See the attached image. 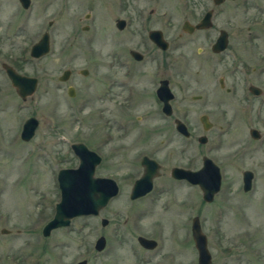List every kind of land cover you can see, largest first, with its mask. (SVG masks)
<instances>
[{
	"label": "rangeland",
	"instance_id": "374dc122",
	"mask_svg": "<svg viewBox=\"0 0 264 264\" xmlns=\"http://www.w3.org/2000/svg\"><path fill=\"white\" fill-rule=\"evenodd\" d=\"M196 1L205 6L212 4L211 0ZM254 1L264 8V0ZM244 2L226 0L217 26L238 37L237 32L248 30L250 18L255 14L253 29L264 34V13L255 9L252 13ZM180 3V0H30L24 8L19 0H0V228L9 230L0 232V264H75L82 258L87 259V264H197V250L190 232L195 214L208 236L211 264H264V165L257 164L264 155L255 151L251 157L228 164L221 191L212 202H203L198 186L174 182L169 174L173 164L190 167L200 164L196 113L192 112V118L187 119L190 125L195 124L196 132L184 138L160 115L124 118L111 113L109 117L102 109L110 52L121 47L124 37L132 46L142 39L147 41L146 31L150 27L162 28L167 35L179 30L177 21L183 15ZM155 5L160 15L163 10L176 8L177 21L166 23L161 17H154L150 22L132 20L122 31L116 27V18L130 20L131 15L148 14ZM170 24L174 26L168 27ZM44 30L49 32L50 49L40 57H32L30 47ZM260 46L264 48V42ZM4 61L24 74L37 77L36 89L26 99L11 84L1 66ZM83 67L88 69L86 75L80 72ZM152 67L143 66L144 75L137 78L140 85L150 84ZM64 68L71 70L65 81L59 79ZM68 85L74 86L73 96L67 93ZM176 88L181 94L185 90L190 94L197 91V84ZM147 96L142 93L143 99L151 100ZM145 101L136 111L148 108L149 101ZM31 115L39 122L34 135L23 140L20 130ZM153 126H158L154 134L147 130ZM108 130L112 138L105 145ZM75 141L84 142L102 156L95 168L97 175L110 171L118 175L132 169L138 175L141 154L156 157L163 168L154 191L163 188L164 192L152 195H158L157 202L153 199L144 213L147 202L129 200L133 178H125L120 181V194L99 215L75 216L68 226L54 229L45 238L41 233L43 222L54 214V202L60 198L58 169L78 164V157L70 147ZM245 167L258 172V186L250 194L239 190L240 177H235V170L239 176ZM167 204L170 207L165 210ZM138 211L142 212L141 224L129 223L125 228L122 224L125 214ZM101 216L108 218L106 226L101 225ZM102 233L107 242L103 250L97 251L93 245ZM137 233L155 236L157 247L141 248Z\"/></svg>",
	"mask_w": 264,
	"mask_h": 264
},
{
	"label": "flooded vegetation",
	"instance_id": "af4514ba",
	"mask_svg": "<svg viewBox=\"0 0 264 264\" xmlns=\"http://www.w3.org/2000/svg\"><path fill=\"white\" fill-rule=\"evenodd\" d=\"M211 1L212 4L210 6H205L201 5L200 2L196 0H180V8L183 15H181L179 21H177V15H175L176 8H172V10H163L160 15L158 14L160 10L157 8V5L150 7L148 14L131 15L130 20L118 17L124 20L122 28L116 26L121 31L127 29L130 26L128 22L130 23L132 20L133 22L140 23L150 22L154 17H161L166 23L177 21V29L179 30H175L172 34L167 35L162 28L150 27L146 31L148 40L142 39L133 46L127 44V39L125 37L122 38L121 47L110 52L112 56L108 61L110 69H108L109 71L105 74L106 78L103 83L104 89L101 95L104 101L102 109L109 117L111 113L121 115L124 118H147L160 115L163 119L169 120L166 124H171L173 129L184 138H189L196 132L197 127L195 124L190 125V123L187 122V119L192 118V112L196 113L199 128L197 129V141L201 146L200 164L196 167L173 164L169 168V174L171 180L174 182H186L188 185L192 184L198 186L201 191L203 202H212L216 194L221 191L225 182L224 179L227 177L228 164H232L246 157H251L255 151L259 153V156L261 154L262 156L264 155V48L260 46L264 41L259 40L260 38H264L263 31H256L253 29V22L256 17L254 14L253 19L251 20L250 18L248 30L245 32H237L240 36L234 37L231 31L222 26H217L216 24V20L220 18V14L224 10L223 3L226 0ZM230 1L233 3L237 0ZM246 3L247 9L252 13H254L253 9L260 13H264V8H260L254 0H246ZM207 11L211 13L210 25L207 27H197L196 24L201 21ZM118 18H116V20ZM50 21L48 24H51ZM172 26L174 25L170 24L168 27ZM83 27L87 28L88 26L85 25ZM152 28H159L162 30L164 39L167 42L165 48L160 47L150 38L149 31ZM222 29L226 30V46L221 49H215L214 43ZM147 65L151 67L153 65L151 69L152 81L150 82L151 85L147 84L143 86L140 85L137 78L144 75L143 66ZM65 69L69 70L68 77L65 79L67 80L70 77V68H64L60 75L63 74ZM84 69L87 70L86 73L83 72ZM80 72L86 75L88 69L83 67L80 69ZM177 81L179 82L178 84ZM192 82L197 84V91L190 94H188L187 90H185L184 94H181L176 88V85H183L185 88H190ZM161 85L165 86V89L168 87L169 90L166 91H169L171 94L168 99L171 108L169 113L164 110V101L159 96ZM70 87H72L73 94L71 96H73L75 94L73 85L67 86V93L69 94ZM142 93H146V95L150 96L151 100L145 97L143 99ZM177 99L179 102L176 103ZM145 100L149 101L148 108L141 112L136 111L137 108H141L142 104L146 103ZM111 104H113V106H110ZM176 118L185 123L189 131L188 135H184L177 130L175 123ZM163 125L164 124L161 126L164 129ZM157 128L158 126H153L147 130L154 134ZM127 129L128 125H126L125 133ZM111 136L109 130L105 132V145L109 143L112 138ZM142 136H144L143 133H141V137ZM143 156L156 160L158 163V173L152 178V187L150 190L136 197H132V186L135 180L144 172V165L142 164ZM205 158H210L216 164L220 172V186L214 193V197L211 201L203 199L202 190L198 184L191 183L185 178L174 177L171 174V170L175 166L192 170L200 169L204 166ZM257 164L264 165V156ZM139 165L140 172L139 174L137 173L138 175L133 173L134 169H132L125 173L120 172L118 175L117 172L110 171L103 176L114 178L119 185L118 194L114 197L118 196L121 192L120 181L125 178H133L128 192L129 200L134 203L145 200L148 206L144 209V213H147L150 208V202L153 204V199H156L154 202L156 203L158 195L164 192L163 188L159 189V191H154L157 186V178L160 177L163 166L159 159L147 153L141 154ZM246 171H250L251 174L249 177L250 183L248 189L244 187ZM257 174V170L249 167L242 168L239 176L238 171L235 170V177H240L239 190L244 194L252 193L258 186L256 180ZM230 189L232 188L230 187ZM156 194L158 195L154 197ZM56 202L57 201L54 202V211ZM180 203L181 202H179V204ZM169 207L170 205L167 204L163 208L168 210ZM97 215L88 214L79 216ZM141 215V211L135 212L132 215L125 214L122 221L123 226L126 228L129 223H132V226H139L141 224ZM52 216L43 222L41 228V233L45 238L49 237L54 229L63 227L59 226L52 228L49 233L44 234L43 227ZM102 217L106 216L100 217V223ZM108 222L105 225H101L106 226ZM5 228L6 227H1L0 232H3L2 229ZM6 229L8 230V228ZM7 232H9V230ZM100 235H104L107 242L105 234L102 233L98 236ZM139 236L155 239L157 241L156 246L149 248L142 245L138 240ZM136 240L141 248L146 250L155 249L158 245V240L152 234L137 233ZM82 259H85V264H87V259ZM78 261H76L75 264H77Z\"/></svg>",
	"mask_w": 264,
	"mask_h": 264
},
{
	"label": "water",
	"instance_id": "95a60500",
	"mask_svg": "<svg viewBox=\"0 0 264 264\" xmlns=\"http://www.w3.org/2000/svg\"><path fill=\"white\" fill-rule=\"evenodd\" d=\"M217 1V0H216ZM220 1V0H218ZM22 7L27 8L30 0H19ZM210 11L202 17L201 21L196 24L197 27H207L210 25ZM51 23V21H50ZM124 20L118 18L116 26L122 28ZM150 38L160 47L165 48L167 42L164 39L161 29L152 28L149 31ZM226 30L222 29L216 42L215 49H221L226 46ZM50 49V38L48 31L42 32L37 41L30 47V55L39 57L46 54ZM2 66L10 79L11 84L15 87L17 94L26 99L31 95L37 86V77L24 74L18 71L13 65L2 62ZM86 69L83 70L86 73ZM69 70L65 69L63 74L59 75V79L65 80L68 77ZM164 89V90H163ZM163 90V92H162ZM168 87L160 86L159 96L164 101V110L170 112V98ZM69 94H73L72 87L69 88ZM38 118L34 115L27 117L21 128L20 137L27 140L35 133L38 125ZM176 128L184 135H188L189 131L183 121L175 119ZM70 147L78 157V164L74 167H61L57 172V181L60 189V198L55 204V211L51 219L44 225L43 233L47 234L52 228L69 225L71 218L79 215L93 214L97 215L109 200L118 194L119 185L112 177L95 174V167L101 160V155L93 149H90L84 142L75 141ZM142 164L144 165L143 174L137 178L132 186V197H136L151 189L152 178L155 176L158 168L156 160L143 156ZM171 174L177 178H185L191 183L198 184L202 190V197L206 201H211L214 193L220 186V172L216 164L210 159L205 158L204 166L197 170L175 166L171 170ZM250 171L245 172L244 187L248 189L250 183ZM108 222L106 217L101 218V224ZM3 232L8 230L2 229ZM191 235L194 246L197 250V264H211L212 254L208 246V238L202 229L200 218L196 214L191 219ZM139 242L149 248L155 247L157 241L153 238L145 236L138 237ZM106 244L104 235L97 237L95 241V249L101 250ZM86 260L82 259L77 264H85Z\"/></svg>",
	"mask_w": 264,
	"mask_h": 264
}]
</instances>
